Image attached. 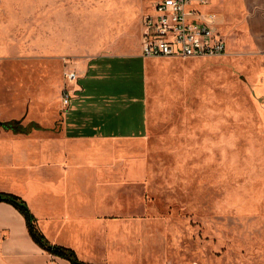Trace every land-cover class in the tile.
Listing matches in <instances>:
<instances>
[{
  "label": "rangeland",
  "instance_id": "obj_1",
  "mask_svg": "<svg viewBox=\"0 0 264 264\" xmlns=\"http://www.w3.org/2000/svg\"><path fill=\"white\" fill-rule=\"evenodd\" d=\"M128 1L0 0V120L49 128L0 127V192L44 200L50 130L65 131L69 47L137 41L142 12L126 14ZM241 1L213 5L225 15V55L147 58L145 72L141 60L115 61L104 82L134 100L145 87L146 106L142 129L117 143L116 207L94 220L42 211L40 229L59 238L98 228L93 252L79 242L98 264H264V0ZM31 181L43 187L31 192ZM10 242H26L24 223L0 205V244Z\"/></svg>",
  "mask_w": 264,
  "mask_h": 264
},
{
  "label": "crops",
  "instance_id": "obj_2",
  "mask_svg": "<svg viewBox=\"0 0 264 264\" xmlns=\"http://www.w3.org/2000/svg\"><path fill=\"white\" fill-rule=\"evenodd\" d=\"M218 2H223L222 5L227 10H238L239 8L235 5L242 4L241 0H213V5ZM151 9L150 0H142L141 6L131 0L125 3L126 14L134 15L142 12L140 37L135 42L124 33L102 39L100 44L96 43L98 50L95 45L87 49L86 47H69L68 53L74 58L65 72L66 81L69 83L66 90L69 91L70 102L66 106L65 131L61 132L60 129L56 131L55 128L50 130L53 136L47 144L51 153L50 158L48 156L46 158L47 170L50 173H46L43 184L45 197L44 200L34 198L31 201L21 197L28 203L37 219L41 217L42 211L51 212L47 217L52 219L68 217L94 220L111 217L110 212L116 207L111 206L110 187L116 184L117 179L114 161L117 143L142 129L146 106L145 87L139 95L140 99L137 97L134 100L133 95L125 93L128 92L126 90L119 93L111 91L110 84L104 81L108 80L106 77L111 74V69L118 67L114 66L117 60L122 66L141 60L145 64L144 72L146 71L147 58L142 53V18ZM220 13L225 23V15ZM101 46L103 48H100ZM94 50L97 51L96 54ZM132 51L134 54H131ZM124 60L127 62L124 63ZM262 69L264 72V60ZM70 71L76 73V81L68 79L66 74ZM262 91L264 95V85ZM129 97L133 99L127 101ZM11 120L16 119L0 120V122ZM19 122L24 126L30 123L40 125L35 121L27 124ZM40 126L43 128L40 131L49 130L47 127ZM34 131L38 130H32ZM32 132L14 134L29 135ZM41 184L31 181V192L40 190L43 187ZM0 205L10 207L21 217L26 233V242L0 244V264H71L69 260L55 256L39 247L29 234L24 217L12 205L5 202H0ZM60 209L62 214H59ZM53 212L57 213L52 214ZM40 230L52 244L69 247L82 261L98 264L90 259V255L83 256L79 253L82 248L79 242H87L88 246L92 247L90 250L92 252L96 246H99L100 240L92 239L93 236L101 233L98 232V228L77 227L70 233L63 232L59 238L54 235L55 238L51 237L42 228Z\"/></svg>",
  "mask_w": 264,
  "mask_h": 264
},
{
  "label": "built area",
  "instance_id": "obj_3",
  "mask_svg": "<svg viewBox=\"0 0 264 264\" xmlns=\"http://www.w3.org/2000/svg\"><path fill=\"white\" fill-rule=\"evenodd\" d=\"M152 9L142 18L143 47L146 58H200L222 56L228 44L219 32L223 15L213 0H150ZM71 81L76 73L67 72ZM67 106L69 91L62 97Z\"/></svg>",
  "mask_w": 264,
  "mask_h": 264
},
{
  "label": "trees",
  "instance_id": "obj_4",
  "mask_svg": "<svg viewBox=\"0 0 264 264\" xmlns=\"http://www.w3.org/2000/svg\"><path fill=\"white\" fill-rule=\"evenodd\" d=\"M0 126L6 130L13 131L14 133L25 134L32 132V130L34 129H43L36 123H30L24 126L16 120L0 122ZM0 202H5L12 205L24 217L28 232L32 240L42 249L55 256L69 260L71 264H93L82 261L77 256L76 252L69 247L52 244L40 230L37 223V218L32 213L28 206V203L23 198L12 193H0Z\"/></svg>",
  "mask_w": 264,
  "mask_h": 264
}]
</instances>
